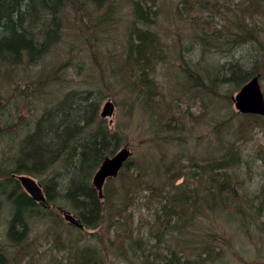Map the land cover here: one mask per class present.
Here are the masks:
<instances>
[{
	"label": "trees",
	"instance_id": "1",
	"mask_svg": "<svg viewBox=\"0 0 264 264\" xmlns=\"http://www.w3.org/2000/svg\"><path fill=\"white\" fill-rule=\"evenodd\" d=\"M153 1L0 0V116L7 117L0 134L13 138L16 134L13 128L26 123L24 117L22 119L18 115L22 106L25 103L34 106L38 102L43 103L42 112L31 129L33 131L29 130L25 137L19 139L15 152L10 146L6 150L9 168H0V214H7L5 237L13 247V252L8 254L0 237V264H38L32 250L35 244L30 242L34 221L48 222L45 234L48 236L63 228L62 218L52 214L51 208L44 209L35 203L19 181L12 177L15 174L36 178L46 196L45 205L66 204L85 228L92 229L103 222L104 213L113 215L109 217L113 220L133 205L136 193L148 190L151 198H163L160 213L156 216L157 223L161 225L154 235L158 242L168 232L180 235L188 226L195 228L198 214L202 213V216L207 209L212 213L219 210L231 215L238 212L237 215L242 217L254 209V205L241 193L244 185L239 182L236 172L241 166L239 149L226 136L230 115H220L215 102L222 99L225 85L240 89L258 75L257 71L264 72V61L262 63L261 57L257 56L248 68L240 60L229 59L223 65L214 64L208 56L212 48L220 44L239 46L251 39L253 43L260 44L263 31L243 23L247 22V17L242 14L236 22L231 19V23H236L233 37L229 34L219 36L215 30L204 36L199 31L194 32L197 43L203 48L198 63L185 59L183 49L178 51V70L181 73H178L179 81L175 86L179 91L182 89V97L187 102L201 100L203 111L199 117L213 122L211 132L216 139L214 144H206L199 139L194 155H190L191 162L186 166L181 156L190 150L191 138L184 134L188 131L184 119L187 117L194 123L200 119L187 111L181 115L165 96L162 97L151 74L153 62L164 60L161 47L164 43L150 29ZM248 2L252 7L251 16L262 11L264 0ZM126 4L132 8V25L124 33L121 56L112 49L106 53L100 46L114 45V35L120 26L119 9ZM209 4L213 6H210L211 10L216 7L211 1ZM215 11L221 14L219 9ZM222 15L226 18V14ZM72 21L71 34L67 25ZM193 23H200V20H193ZM206 25L212 27L209 23ZM58 49L60 53H57ZM54 60L57 66L53 64ZM103 60L105 67L101 64ZM83 65L86 67L80 73ZM69 69L72 71L70 74L79 78L91 69L89 77L95 75V81H89L86 74L84 85L75 86L65 74V71L69 74ZM113 82L126 84L134 95L132 100L139 103L142 118L150 132L149 141L155 143L149 152L154 150L155 154L139 161L130 158L116 178L107 180L103 192L109 206L107 209L98 199L92 177L106 157L126 147L127 140L125 132L119 128L110 129L99 116L102 92L116 84ZM8 90L12 94L8 98L3 97L2 94ZM248 118V121L240 123V135H248L251 119L258 126H264L261 122L264 117L249 115ZM19 119L22 120L17 123ZM93 122L103 123L104 131L96 129ZM199 143L203 150L197 160ZM169 146L173 148L171 153ZM257 154L264 161V148ZM186 168L192 169L188 172L190 177H184ZM183 178L184 183L177 184ZM165 186L173 188L172 192H166V196L159 192ZM261 205L257 208L260 209ZM227 220L231 218L227 217ZM69 228L76 236L83 232L82 228ZM134 232L132 223H128L117 235L113 245L118 246L124 252L122 254H126L128 246L137 251L141 239H134ZM72 234L69 232L68 236ZM53 236L56 240L52 245L58 252L65 253L62 259L53 258L56 264H111L109 250L106 249L104 255L99 244L89 247L84 243L85 239L79 241L75 238L77 241L74 242L70 237L62 239L58 233ZM217 240L215 236L212 239L206 234L201 241L196 235L193 241L195 244L201 241L203 249L191 254V258L182 259V247L171 251L173 258L164 260L168 262L157 263L156 258L150 261L145 256L142 264H216L221 254L211 245Z\"/></svg>",
	"mask_w": 264,
	"mask_h": 264
},
{
	"label": "rangeland",
	"instance_id": "2",
	"mask_svg": "<svg viewBox=\"0 0 264 264\" xmlns=\"http://www.w3.org/2000/svg\"><path fill=\"white\" fill-rule=\"evenodd\" d=\"M209 1L216 5L214 9H219L221 14L214 9H210L211 5ZM153 2L154 4H151L153 6L154 12L152 11V13L154 15L152 17V26L150 29L155 32L164 43L161 45L163 48L164 60L156 64L153 62L151 74L157 82L158 90L162 97L165 96L167 101L172 103L174 108L176 107L181 115L187 111L193 113V117L200 119L199 116L203 111L201 100L187 102V100L182 97V89L180 88L179 91L178 87L175 86V82L179 81V74L181 73V71L178 70V51L183 49L184 51L182 50V53L185 59L190 63H198L203 48L201 49L200 43H197L194 32L199 31L204 36L207 35L206 33H214L217 31L219 36L229 34L233 37L236 23H231V19L236 22L237 19L242 18V14H245L244 18L247 17V22L243 21V23L254 29L263 31V35H261V39L259 40L260 44L257 42L249 44L248 46L252 49L251 51L242 44L236 46L239 47V49L234 50L236 48L234 47L230 51L229 44H220L218 47L212 48V53L208 57L214 64L217 62L222 65L229 59L231 61L240 60V62L245 64L248 68H251V63L253 64L257 56L261 57L263 63L264 2L262 4V11L259 14L255 13L253 16L250 15L252 7H250L251 4L249 5L248 0H154ZM119 12L120 16L117 17L120 19V26L118 27L119 32L114 35V45L109 43L100 46V48L106 53H108V49H112L118 54L120 53L121 56L125 43L124 33H127L129 30L128 27L132 25V8L129 4H126L119 9ZM222 14H226V18ZM196 19L197 21L200 20V23H193V20ZM208 23L212 27H207L206 24ZM67 26L70 28L72 34L73 21L69 22ZM58 52L60 53L59 49L57 50V53ZM53 64L57 66L56 60L53 61ZM101 64L102 67H105L104 60ZM85 67V65L82 66L80 73L84 71ZM74 70L77 72V69ZM70 73H72L70 69L69 74L65 71V74L73 81L72 84L75 86L84 85L83 80L86 74H88L87 77L89 81L94 82L96 78L95 75L89 77L91 75L90 73H92L91 69L88 71L86 70V74L84 72V75L80 76V78ZM257 73L260 77L261 88L264 93V72L257 71ZM113 83L116 84H111L107 90L102 92V103L99 116L101 115L105 103L111 101L115 107L114 113L111 117L102 118L100 116L102 120L110 129L119 128L126 133L127 140H125V144L126 147L128 145L132 159L134 158L139 161L142 157L149 156L150 158V155L153 156V154H155L153 153L154 150L149 152L150 148H152L155 143L152 140L149 141L150 132L148 131L147 123L142 118L143 112L140 105L138 102L132 100L134 95L130 93L126 84ZM223 92L224 96L227 97L229 101H227L226 98L220 100L222 101V109L218 111V113L223 116L239 114L235 110L231 100L232 95L236 94L237 89L233 85H225L223 87ZM11 94V90H8L7 93H3L2 95L8 98ZM42 105L43 103L41 102H38L35 106L25 103L19 110L18 115L21 118L23 116L26 123L22 126L20 123L13 128V132H16V134H13V138L5 136L3 133L0 134V168L3 170L9 168L6 159V156L8 157L9 154H5L6 150L9 149L10 146L14 152L16 151L19 139L21 140L29 130L34 128L35 119L42 112ZM215 109L216 111L218 110L217 108ZM13 110L17 113L15 108H13ZM193 117L191 119H193ZM22 119H19L20 121H17V123L21 122ZM239 120L238 118L230 119V127L226 136L228 141L234 144L240 152L241 166L236 172L239 177V182L244 185V189L241 191L242 196L246 197L247 201H250L254 205V209L248 211L246 217L237 215L238 212H236L235 215H231L228 212H219V210H217V213H212L210 209H207L202 216V213L198 214L197 218H199V220L196 222L195 228H192V226L186 228L187 226H185L188 230L183 228L185 231H182L180 235L177 233L170 234V232H168L164 239L158 242L153 233L157 228L161 227L156 221V216L157 213H160V206L163 198H151L149 191L144 190L133 196L135 198L133 205L130 206L125 213H120V216H123L121 217L122 220L117 221L114 227H111L112 231H110L112 235L114 233L118 235L123 231V228H126L128 223H132L135 229L133 238L141 239L139 242L142 246L141 250L137 249V251H133L131 250L132 247L128 246L126 248V254H122L124 252L121 251L118 246L111 244L107 237H104L103 240L100 239V242L97 243V241L87 239V234L85 232L76 236L74 235L75 232L69 228L70 226L64 220L62 213H60L59 216L62 218L63 224L67 228L62 229L60 232H51L50 236L45 235L48 232V222L34 221L32 223L30 242L35 244L32 248L35 261L38 264H56L57 261L53 260V258H64L65 253L58 252L57 248L52 245L56 240L53 236L56 233L60 234L62 239L70 237L74 242L85 239L84 243L89 247L92 245L94 246V244H99L104 255L106 249L109 250L108 259L111 264H142L145 256L153 260L156 258L155 261L157 263L168 262L169 259L172 258L171 251H178L182 247L184 248L183 252H186V254L183 252L180 254L182 259L185 257L191 258V254L195 255L203 249L201 241L204 235L209 234L210 238L214 239L215 236V238L218 239L211 245L215 247L217 253L219 252V254H221L216 264H264V161L257 154L259 149L264 148V126L252 127V130L248 127V135H240L238 133V129L241 127V122ZM184 121L188 127V131L184 134H187L188 137L191 138L190 150H186L185 155L181 156L184 160V164L187 166V163L190 164L191 162L190 155H194V148L199 142V139L206 144H214L216 143V139L215 135L211 132L213 122L209 119H200L198 122L195 121L194 123L189 120V118L185 117ZM6 122L7 117L0 116L1 129L4 128L3 125ZM261 122L264 124V118ZM198 145L200 146L196 152L198 156L195 157L197 160L202 155L203 150L202 145L200 143ZM172 149L173 148L170 146L168 147L170 153ZM191 170L190 168H186L184 177H190L188 172H191ZM182 183H184V178L177 182L179 185ZM168 190L172 192L173 188L165 186L159 192L165 193L166 196ZM260 204L262 205L259 209L257 207ZM256 208L257 210L254 211ZM124 216L129 218L128 223L123 219L125 218ZM109 217L112 218L113 215ZM227 217H230L231 220H227ZM6 220V212L1 213L0 237L2 238V245L5 246L4 249L7 250L8 254H11V252H13V247L8 244L5 237ZM113 222L114 221L106 217L105 227H110ZM120 225H123V228H120ZM69 232H71V234L74 233L72 236H68ZM196 235L201 238V241H197V244L193 241ZM126 241H129V239Z\"/></svg>",
	"mask_w": 264,
	"mask_h": 264
},
{
	"label": "water",
	"instance_id": "3",
	"mask_svg": "<svg viewBox=\"0 0 264 264\" xmlns=\"http://www.w3.org/2000/svg\"><path fill=\"white\" fill-rule=\"evenodd\" d=\"M235 107L244 114L264 116V94L261 89L259 77H253L247 82L234 97ZM114 113V104L110 101L105 103L101 112L102 117H111ZM131 156L127 148H122L113 157L106 158L93 177V186L103 195L104 185L107 179L117 177L124 163ZM16 178L25 192L39 203L45 202V195L40 185L30 176H13ZM65 219L71 224L81 226L71 213L64 212Z\"/></svg>",
	"mask_w": 264,
	"mask_h": 264
},
{
	"label": "bare ground",
	"instance_id": "4",
	"mask_svg": "<svg viewBox=\"0 0 264 264\" xmlns=\"http://www.w3.org/2000/svg\"><path fill=\"white\" fill-rule=\"evenodd\" d=\"M249 42V43H248ZM248 42H245L244 44H242L244 47H249L248 45L249 44H252L253 43V41H252V39L250 40V41H248ZM246 43H248V44H246ZM234 47H236L235 45H232V46H229V51L232 49V48H234ZM239 48V47H238ZM237 47L234 49V50H236V49H238ZM238 90L239 89H237V92H238ZM236 92V93H237ZM263 92V91H262ZM264 94V93H263ZM235 95L236 94H234V95H232V97H231V100H232V102L234 103V97H235ZM222 98H226L227 99V101H229V99L227 98V97H225L224 95L222 96ZM228 103V102H227ZM229 104V103H228ZM215 106H216V108L218 109V110H221L222 109V101H217V102H215ZM230 118H238V119H240L239 121L240 122H244L245 120L246 121H248L249 120V114H244V113H239V114H237V115H231V116H229ZM254 121L255 120H253V119H251V121H250V124H249V129L250 130H252L253 128L252 127H259L258 125H257V123H254ZM103 123H101V124H98L97 122H93V126L96 128V129H99V130H102V131H104V127H102L103 125H102ZM33 130H30V132H32ZM29 132V131H28ZM130 160V157L128 158V160L127 161H129ZM127 161L124 163V164H126L127 163ZM238 169V168H237ZM236 169V170H237ZM120 173V172H119ZM23 175V174H22ZM21 174L19 175H13V176H22ZM12 176V177H13ZM27 176H29V175H27ZM30 177H32V176H30ZM14 178V177H13ZM39 185H40V183H39V181L36 179V178H34V177H32ZM92 186H93V183H92ZM40 187L42 188V186L40 185ZM94 187V186H93ZM95 188V187H94ZM96 189V188H95ZM43 190V189H42ZM97 190V189H96ZM97 192H98V194H97V196H98V199L102 202V204L104 205V207L105 208H109V206H108V203H107V201H106V198H105V195L103 194L102 196H100V194H99V191L97 190ZM103 192H104V189H103ZM43 193H44V191H43ZM45 195V194H44ZM32 199V198H31ZM45 199H46V196H45ZM33 200V199H32ZM34 201V200H33ZM46 201V200H45ZM35 203H37V204H40L41 206H42V208H44V209H50L51 208V210L53 211L52 212V214H56V215H60V213H64V212H67V213H71L72 215H73V217L76 219V222L78 223V224H80L81 226H78V225H76V224H71V223H68V225L70 226V227H72L73 229H79V228H82V230H83V232L81 233V234H83L84 232L87 234V239H90V240H93V241H98V239H104V237H107V239L112 243V244H115L116 243V241H117V235L114 233L113 235L110 233V231H112V229H111V227H114V224L117 222V221H121L122 219H121V217H123V216H118V217H116V218H114L112 221H114L113 222V224H111L110 225V227H108V228H106L105 227V219H106V217L108 218V219H110L109 218V216H110V214H108V213H104V216H105V219L103 220V222H101V224H99L98 226H96L95 228H85L84 226H83V224L82 223H80V220H79V218H77V214L76 213H74V211L69 207V206H67L66 204H64V203H62V204H57V205H51V206H48V205H45L44 203H39V202H37V201H34ZM125 218H123L125 221H127V223H128V221H129V218L127 217V216H124ZM49 225H50V223H49ZM63 226V228L62 229H65V228H67L64 224L62 225ZM156 233V231H154V233L153 234H155ZM80 235V234H79ZM1 243H2V241H1ZM90 244V243H89ZM138 247H136V249H138V250H141V248H142V246L140 245V244H138L137 245ZM152 255H154V254H152ZM171 256H172V254H171ZM172 258H173V256H172ZM155 260V259H154ZM150 261H153V259H150Z\"/></svg>",
	"mask_w": 264,
	"mask_h": 264
}]
</instances>
